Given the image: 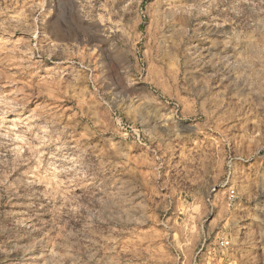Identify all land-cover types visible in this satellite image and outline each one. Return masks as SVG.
<instances>
[{
  "label": "rangeland",
  "instance_id": "1",
  "mask_svg": "<svg viewBox=\"0 0 264 264\" xmlns=\"http://www.w3.org/2000/svg\"><path fill=\"white\" fill-rule=\"evenodd\" d=\"M0 264H264V0H0Z\"/></svg>",
  "mask_w": 264,
  "mask_h": 264
},
{
  "label": "built area",
  "instance_id": "2",
  "mask_svg": "<svg viewBox=\"0 0 264 264\" xmlns=\"http://www.w3.org/2000/svg\"><path fill=\"white\" fill-rule=\"evenodd\" d=\"M200 251H202V249Z\"/></svg>",
  "mask_w": 264,
  "mask_h": 264
}]
</instances>
